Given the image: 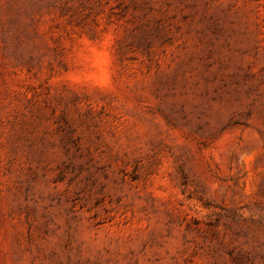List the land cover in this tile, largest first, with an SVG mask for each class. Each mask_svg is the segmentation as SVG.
Here are the masks:
<instances>
[{"label": "rangeland", "instance_id": "rangeland-1", "mask_svg": "<svg viewBox=\"0 0 264 264\" xmlns=\"http://www.w3.org/2000/svg\"><path fill=\"white\" fill-rule=\"evenodd\" d=\"M0 264H264V0H0Z\"/></svg>", "mask_w": 264, "mask_h": 264}]
</instances>
